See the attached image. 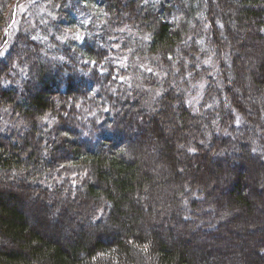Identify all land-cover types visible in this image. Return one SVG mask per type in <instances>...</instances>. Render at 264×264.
<instances>
[{"label":"trees","instance_id":"16d2710c","mask_svg":"<svg viewBox=\"0 0 264 264\" xmlns=\"http://www.w3.org/2000/svg\"><path fill=\"white\" fill-rule=\"evenodd\" d=\"M0 54V264H264V0H0Z\"/></svg>","mask_w":264,"mask_h":264},{"label":"rangeland","instance_id":"374dc122","mask_svg":"<svg viewBox=\"0 0 264 264\" xmlns=\"http://www.w3.org/2000/svg\"><path fill=\"white\" fill-rule=\"evenodd\" d=\"M83 5H84V3H83ZM12 14L13 15L15 14V16H16L15 9H13V13ZM8 28H10V26H8ZM78 40H79V38L76 39V41H78ZM5 42H3L4 45H5ZM75 57H77L78 69H80L85 75L91 70V68L94 67V65H93L94 61H92L87 56L82 57V56L78 55V53H75ZM122 67H123V64H121L120 61H119L117 67L115 68V73L119 72L122 69ZM113 85H118V84H113ZM192 101L194 102V99H192Z\"/></svg>","mask_w":264,"mask_h":264},{"label":"snow or ice","instance_id":"6c2138e0","mask_svg":"<svg viewBox=\"0 0 264 264\" xmlns=\"http://www.w3.org/2000/svg\"><path fill=\"white\" fill-rule=\"evenodd\" d=\"M0 55H2V54H0Z\"/></svg>","mask_w":264,"mask_h":264}]
</instances>
